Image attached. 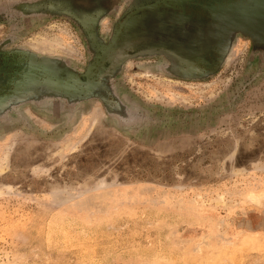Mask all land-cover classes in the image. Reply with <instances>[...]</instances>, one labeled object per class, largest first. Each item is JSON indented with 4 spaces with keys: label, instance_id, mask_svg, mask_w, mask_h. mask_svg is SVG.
Returning a JSON list of instances; mask_svg holds the SVG:
<instances>
[{
    "label": "rangeland",
    "instance_id": "rangeland-1",
    "mask_svg": "<svg viewBox=\"0 0 264 264\" xmlns=\"http://www.w3.org/2000/svg\"><path fill=\"white\" fill-rule=\"evenodd\" d=\"M0 264H264V0H0Z\"/></svg>",
    "mask_w": 264,
    "mask_h": 264
}]
</instances>
